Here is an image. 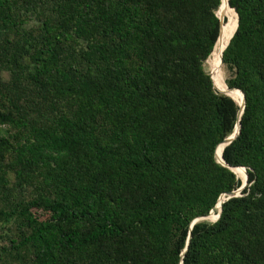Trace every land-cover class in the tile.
Listing matches in <instances>:
<instances>
[{"label":"trees","instance_id":"obj_1","mask_svg":"<svg viewBox=\"0 0 264 264\" xmlns=\"http://www.w3.org/2000/svg\"><path fill=\"white\" fill-rule=\"evenodd\" d=\"M45 2L28 32L0 0V193L33 188L0 208L28 229L16 252L33 247V264H264V0H222L226 17L221 0ZM229 24L225 85L202 62ZM218 82L243 94L221 158L246 184L189 229L240 185L213 155L239 109Z\"/></svg>","mask_w":264,"mask_h":264},{"label":"rangeland","instance_id":"obj_2","mask_svg":"<svg viewBox=\"0 0 264 264\" xmlns=\"http://www.w3.org/2000/svg\"><path fill=\"white\" fill-rule=\"evenodd\" d=\"M15 2L16 4V10L14 16V21H17L18 19H21L23 21L21 27L25 31L34 32L38 26L39 23V16L41 15L42 11L46 7L47 3L45 0H11ZM221 13L225 15V12L220 7ZM220 13V12H219ZM216 16L221 20V18L217 14V9L215 11ZM226 17V15H225ZM208 57L202 62L203 70L210 76L211 72L213 73H220L221 79L223 83H225V79L228 76V70L224 67L223 64L220 63V65H217L213 68L220 67V71H214L216 69H211V66L209 65V62H207ZM4 58H0V63L3 61ZM28 62L26 58L22 60V64L25 65ZM33 65L29 66V70L32 71ZM6 83L10 84V80L8 79V73L4 70L0 69V83ZM219 91L223 92L222 89H220V82H218ZM7 87H10L7 85ZM3 91H5L3 89ZM1 91V92H3ZM6 101L4 99V95H0V106L5 105ZM2 128V127H1ZM4 128V127H3ZM235 173L238 175V173L235 171ZM8 178V182L11 184L13 181L12 173L8 172L6 174ZM238 177L240 178V181H243V177L241 175ZM33 188L30 185H23L20 189L13 188L11 195L7 191H3L0 193V208L3 206L4 203H9L11 201H18V202H24L29 201L32 197ZM239 194V193H238ZM6 210V209H4ZM31 216L34 219V221L37 224H45L49 219V212H46L40 208H31L30 210ZM216 211V212H215ZM217 210L213 209L209 214H215L216 215ZM203 221L207 223H211L214 221L213 218L206 217H200L197 222ZM28 233V229L25 226L18 225L17 221L9 220L8 222H3V218L0 216V247H4L6 251H3L0 253V264H33L32 261V251L34 250L33 247L29 246L26 248H18V252H16V249L13 248V245L19 242L20 236L23 234ZM11 241H14V244H12Z\"/></svg>","mask_w":264,"mask_h":264},{"label":"water","instance_id":"obj_3","mask_svg":"<svg viewBox=\"0 0 264 264\" xmlns=\"http://www.w3.org/2000/svg\"><path fill=\"white\" fill-rule=\"evenodd\" d=\"M220 20V19H219ZM236 20H237V17H236ZM220 23H221V20H220ZM235 27H236V25H235ZM219 28H220V25H219ZM220 30V29H219ZM234 30H235V28H234ZM234 30H233V32H234ZM233 32H232V34H233ZM219 34V33H218ZM231 34V35H232ZM231 35H230V37H231ZM229 37V38H230ZM229 40V39H228ZM228 42V41H227ZM227 42H226V44H227ZM226 44H225V46H226ZM224 46V47H225ZM221 53H222V51H221ZM221 53H220V63H221ZM212 86H213V84H212ZM214 88V87H213ZM236 90H238V89H236ZM239 91V90H238ZM220 93H222V94H224V95H226L225 93H223V92H221V91H219ZM240 92V91H239ZM241 93V92H240ZM227 96V95H226ZM243 103H244V99H243V94L241 93V103H237V105H238V112H237V115H236V123H235V125H234V127H233V129H232V131L230 132V134L227 136V137H225V138H223L218 144H216V146H215V149H214V153H213V155H214V158H215V150H216V148L218 147V145H221V151H222V148L225 146V145H227L234 137H235V135H237L238 134V127H239V125H238V120H239V116H240V114H241V112H242V108H243ZM220 155H221V153H220ZM218 163H220L221 165H223L224 167H226V168H228L230 171H231V169H230V165H228V164H226V163H224V161L222 160V162H218ZM243 168V167H242ZM243 170H244V179H243V181H240V185L238 186V188L237 189H234V190H230V191H228V192H225V193H223V194H221L219 197H218V199H217V201H216V203H215V205H214V209H216L217 210V213H216V218L214 219V221L217 219V217H218V215H219V212H220V205H221V203H222V201L223 200H225V199H227V198H230V197H234V196H238V193L240 192V190L244 187V185L246 184V172H245V169L243 168ZM232 172V171H231ZM209 212H211V210L209 211ZM208 212V213H209ZM208 213L206 214V215H203V216H199V217H196V218H194V219H192L191 220V222H190V224H189V229L191 228V226H192V224H194L195 222H197V220L200 218V217H206V216H208ZM188 239H189V233H187V236H186V240H185V244H184V248H183V250H182V252H181V254L185 251V249H186V246H187V244H188ZM179 264H181L180 262H179Z\"/></svg>","mask_w":264,"mask_h":264},{"label":"bare ground","instance_id":"obj_4","mask_svg":"<svg viewBox=\"0 0 264 264\" xmlns=\"http://www.w3.org/2000/svg\"><path fill=\"white\" fill-rule=\"evenodd\" d=\"M225 0H223V2H224ZM220 7H222V0H221V3H220ZM227 7H228V11H229V15H230V17H231V13H230V9H229V6H228V4H227ZM225 21H227V20H225ZM225 24V23H224ZM229 27H230V29H231V34H232V32H233V26L231 25V24H229ZM230 34V35H231ZM224 35H225V31H224ZM230 35H229V37H230ZM229 37H228V39H229ZM228 39L225 41L224 40V38H223V40L219 43V44H217L216 46H214L215 48H213V50H212V53L209 55V57H208V59H207V62H210V61H212V60H214L216 57H217V55L218 54H220L221 53V51H222V49L224 48V47H222L227 41H228ZM225 46V45H224ZM222 47V49L220 50V51H218L220 48ZM220 57V56H219ZM217 60H218V58H217ZM214 71H220V67L219 68H217L216 70H214ZM218 74V73H217ZM219 75V74H218ZM219 81H220V75H219ZM228 88V87H227ZM223 93H225L227 96H230L236 103H240L239 101H238V99L236 98V96L230 91H228V92H226V91H223ZM220 153H221V145L219 146V148L216 150V152H215V156H216V158H217V161L218 162H222V158H221V155H220ZM230 169H231V171H233V172H235V169H234V167L233 166H231L230 167ZM238 173V172H237ZM238 175L240 176V174L238 173ZM242 177V176H241ZM214 215V216H213ZM208 217L209 218H213V219H215L216 218V215L215 214H209L208 215Z\"/></svg>","mask_w":264,"mask_h":264}]
</instances>
